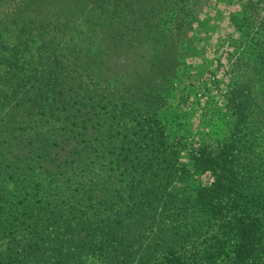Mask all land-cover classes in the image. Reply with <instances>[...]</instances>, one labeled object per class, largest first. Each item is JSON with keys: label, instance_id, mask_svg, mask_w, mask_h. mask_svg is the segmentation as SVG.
Returning a JSON list of instances; mask_svg holds the SVG:
<instances>
[{"label": "rangeland", "instance_id": "1", "mask_svg": "<svg viewBox=\"0 0 264 264\" xmlns=\"http://www.w3.org/2000/svg\"><path fill=\"white\" fill-rule=\"evenodd\" d=\"M100 5L94 0H0V58H8L15 45L27 39L38 45L41 37L34 35L42 25L46 26L43 34L53 38L59 24L71 21L79 24L84 35L80 48L68 49L60 60L88 64L91 73L85 71L88 76L84 77L99 85L108 83V92L116 90L118 95L139 99L148 91L154 99L163 98L157 118L166 130L165 143L175 155L165 180L157 182L161 195L154 190L155 181L138 175L133 183L137 185L136 223L124 226L125 237L120 240L119 230L104 229V238L92 225L84 232L89 246L81 255L83 264H142L147 254L171 243L179 226L184 232L177 239H183L186 249L202 241L210 230L211 224L202 220L205 209L192 206L198 193L214 183L204 165L209 161L205 155L236 159L240 202L251 199L264 207V0H102ZM165 17H172L166 27L175 24L177 36L169 34L176 40H161L167 45L162 47L155 38ZM117 29L123 36L118 41L101 39L103 31L116 34ZM147 36L151 37L145 41ZM136 43V48L129 47ZM79 49L88 51L84 62ZM28 56L29 60L33 57L31 62L40 58L36 52ZM43 74L48 73L38 76ZM153 80L155 85L150 87ZM235 94L244 96L246 104L240 105ZM118 95L109 94L112 104L119 101ZM137 108L146 112L144 103ZM70 110L48 118L51 122L45 130L52 124L70 130ZM68 148L61 152L63 157ZM120 179L128 190L130 180ZM116 180L106 179L111 193L120 185ZM62 192L76 200V209L89 219L95 211L107 225L113 222V212L89 209L90 202L81 200L83 193L75 187ZM61 200L72 202L66 197ZM131 202L125 199V205L113 210L127 212Z\"/></svg>", "mask_w": 264, "mask_h": 264}, {"label": "trees", "instance_id": "2", "mask_svg": "<svg viewBox=\"0 0 264 264\" xmlns=\"http://www.w3.org/2000/svg\"><path fill=\"white\" fill-rule=\"evenodd\" d=\"M94 2L100 7L102 0ZM171 19L165 17L156 34L162 47L167 46L164 39L176 40L169 37L177 36L175 24L166 27ZM45 27L34 35L41 37L38 45L27 39L17 43L8 58H0V126L6 127H0V134L5 132L0 135V264H83L81 255L89 246L84 232L96 225L93 230L101 236L107 228L112 233L119 230V240L125 237L124 226L129 228L137 220V185H133L137 176H149L161 195L157 182L165 180L166 171L173 166L175 152L165 143L166 130L157 118L163 98L154 99L148 91L139 99L118 95L116 90L108 92V83L103 86L84 77L88 76L85 71L91 73L88 64L59 58L68 49L80 48L84 33L79 24L62 22L53 38L43 34ZM120 34V29L116 34L103 31L101 39L118 41L123 37ZM151 36L144 37L145 41ZM129 47L136 48L137 43ZM34 52L39 54L38 62H31V56L28 59ZM79 52L75 56H84V62L88 51ZM38 71L48 74L38 76ZM109 94L118 95L119 101L112 104ZM234 96L240 105L246 104L244 96ZM143 103L146 112L137 111ZM67 107L71 109V129L62 127V131L52 124L45 130L51 122L48 118H57ZM65 146L69 148L63 157ZM206 158L209 161L204 165L212 172L214 183L198 193L192 206L205 209L202 220L211 224L210 230L202 241L186 249L183 239H177L184 232L179 226L171 243L147 254L142 264H264V207L251 199L240 202L236 159L228 155ZM109 176L120 184L113 193L106 182ZM120 178L130 180L128 190ZM68 187L83 193L81 200L90 202L89 209L113 212V222L107 225L95 211L89 219L76 209V200L62 192ZM64 197L72 202L64 203ZM125 199L132 201L131 210L114 211L115 206L126 204ZM92 203L96 206L91 207Z\"/></svg>", "mask_w": 264, "mask_h": 264}]
</instances>
